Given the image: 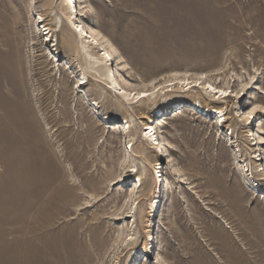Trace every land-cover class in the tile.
Masks as SVG:
<instances>
[{
    "label": "rangeland",
    "instance_id": "1",
    "mask_svg": "<svg viewBox=\"0 0 264 264\" xmlns=\"http://www.w3.org/2000/svg\"><path fill=\"white\" fill-rule=\"evenodd\" d=\"M78 1L99 73L64 0H0V264H264V0Z\"/></svg>",
    "mask_w": 264,
    "mask_h": 264
},
{
    "label": "bare ground",
    "instance_id": "2",
    "mask_svg": "<svg viewBox=\"0 0 264 264\" xmlns=\"http://www.w3.org/2000/svg\"><path fill=\"white\" fill-rule=\"evenodd\" d=\"M64 3L67 5V7H69V10H70L69 21L73 26H75V29L77 30L78 35L80 36V38L82 40V43H83L82 56H83L85 64L88 65L89 70L91 72L99 73L101 70H104L105 67L109 66V64L112 63L111 65H113L115 63V57H114L113 49L108 47L106 45L105 41L100 40L99 34L95 30H93L91 27L79 26L77 23L75 24L74 21L72 20L73 17H74V19H77L79 16H81V11L79 10V6H80L79 1L78 0H64ZM79 20L81 21V23H83V21L81 19H79ZM49 34H50V32H49ZM87 44H89L90 46H86ZM95 46H97L98 48H101V50L99 51L100 53L97 54L96 56H95V54H93V49L95 48ZM76 52H78V51L76 50ZM53 60H54V58H53ZM56 61L57 60L55 59L54 62H56ZM101 80L102 81L104 80V82L108 85V86H106L107 90L109 89L111 92L117 93L118 96L122 97V101L120 103L125 107H126V105L134 104L135 100H136V102L139 100H142V104H143L145 102V100L152 97L153 102L156 103V101L159 98V94H160L159 91L160 90L158 91V88L160 86H154L149 90H140V91H137L136 89L127 88L128 83H125L126 86H123L119 81H117L115 79L114 72H110V75H109V73H107L105 79H101ZM179 82L184 83L185 85L187 84L188 86L190 84H192L193 87H196L198 85L203 86L206 89L207 94L215 95L214 97L218 98V99L228 98V96H229L228 91L226 89L216 87L215 85H213L211 83H205L202 85V83H200V79L194 80V79H190V78L186 77L185 79H182ZM88 83H89L88 76L83 74V78L78 80L77 86L81 88L82 85H87ZM172 85H175V84H172ZM183 89H184V87H183ZM163 91H164V88L162 89L161 92H163ZM104 93H106V92H104ZM193 103H195V102H193ZM193 103H192V105H193ZM84 104H85V102H84ZM90 105L95 106V107L98 106L97 102H94V101ZM194 105H197V104H194ZM96 109H98V107L95 108V115L98 114ZM212 110H214V112H212V113L218 114V119H219L218 123L222 122V121H226L223 109L212 108ZM255 110H257V107L254 109H251V111L249 112V115L252 116L254 114ZM204 111H208V110L204 109ZM210 112L211 111L207 112L206 114H208ZM211 114H209V115H211ZM94 119L99 120L96 116L94 117ZM249 119H250V117H249ZM103 121L106 122V119ZM165 121H166V119H165ZM95 122L98 123L99 121H95ZM123 130H124L123 134H128L131 132V129H130L128 122H126V125L124 126ZM144 132H145L144 138L146 139V141L150 142L152 145H159V142H158L159 140L157 138V128L154 127L153 124L152 125L145 124ZM255 140L257 141L255 143V145L259 146L260 144H262L264 139L259 137V138H256ZM255 160L258 163H261L260 164V169H261L262 164L264 162V155L263 154L257 155V159H255ZM239 163H241V160H239ZM134 171L136 172V169ZM244 171H245V169H244ZM249 171H250V169H249ZM261 171H263V169ZM126 178L129 179L130 177H126ZM138 182H139V184H135L133 190H131V192L129 194L131 197H133L134 194L136 192H138V189L141 187V184H140L141 179H139ZM36 237H37V235L33 234V238L36 239Z\"/></svg>",
    "mask_w": 264,
    "mask_h": 264
}]
</instances>
